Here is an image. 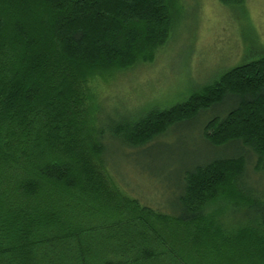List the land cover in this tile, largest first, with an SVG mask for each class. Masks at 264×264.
Segmentation results:
<instances>
[{
  "label": "trees",
  "instance_id": "trees-1",
  "mask_svg": "<svg viewBox=\"0 0 264 264\" xmlns=\"http://www.w3.org/2000/svg\"><path fill=\"white\" fill-rule=\"evenodd\" d=\"M181 2L0 0V264H264V55L111 133L139 147L229 104L203 128L227 154L185 173L171 214L108 169L93 85L153 62Z\"/></svg>",
  "mask_w": 264,
  "mask_h": 264
},
{
  "label": "rangeland",
  "instance_id": "rangeland-1",
  "mask_svg": "<svg viewBox=\"0 0 264 264\" xmlns=\"http://www.w3.org/2000/svg\"><path fill=\"white\" fill-rule=\"evenodd\" d=\"M181 1L182 17L153 62L93 85L98 93L94 109L103 115L99 125L110 134L105 155L110 174L127 195L167 214L177 208L185 173L227 154L223 148L209 145L203 128L229 104L176 124L139 147H126L111 133L124 131L153 110L186 102L231 68L264 55V0H244L239 5L221 0ZM251 178V187H264V178ZM228 210V204L215 205L216 212L233 216Z\"/></svg>",
  "mask_w": 264,
  "mask_h": 264
}]
</instances>
